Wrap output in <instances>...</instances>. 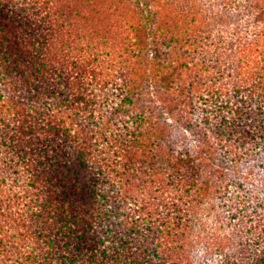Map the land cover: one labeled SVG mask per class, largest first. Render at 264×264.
Wrapping results in <instances>:
<instances>
[{
    "label": "trees",
    "instance_id": "1",
    "mask_svg": "<svg viewBox=\"0 0 264 264\" xmlns=\"http://www.w3.org/2000/svg\"><path fill=\"white\" fill-rule=\"evenodd\" d=\"M0 176L33 264H264V0H0Z\"/></svg>",
    "mask_w": 264,
    "mask_h": 264
},
{
    "label": "rangeland",
    "instance_id": "2",
    "mask_svg": "<svg viewBox=\"0 0 264 264\" xmlns=\"http://www.w3.org/2000/svg\"><path fill=\"white\" fill-rule=\"evenodd\" d=\"M257 183L258 182H256V184ZM1 185L2 178L0 176V264H33L32 255L35 251V244L33 243L32 235L34 233L35 223L32 219L26 218L24 217L25 215H22L19 221H17V223L19 224L18 227H13L12 229H9L7 231L5 230L2 225L5 214L3 203L1 201V198H3ZM258 186L260 189L264 190V187L262 185L259 184ZM230 204L231 206L227 207V209H230V207H233V209L231 211L229 210L224 215L230 216L232 214H239L237 210L241 208V205H238L237 200L233 199L232 201H230ZM240 214H242V212ZM229 216L227 217V219H225V223L230 225H233V223L236 224L237 227L241 229L242 234L249 228L250 224L245 218H240V220H233L229 218ZM226 227L228 228V225ZM5 231L6 236L4 235ZM246 247L248 250L253 248L252 246ZM198 259H200V261L202 260L203 264H210L212 262V258L205 256H200Z\"/></svg>",
    "mask_w": 264,
    "mask_h": 264
}]
</instances>
